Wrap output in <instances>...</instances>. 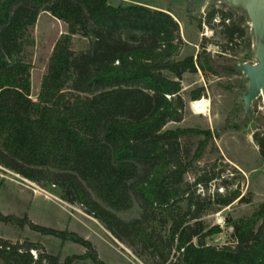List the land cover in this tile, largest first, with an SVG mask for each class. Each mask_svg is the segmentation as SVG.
Instances as JSON below:
<instances>
[{"label": "trees", "instance_id": "obj_1", "mask_svg": "<svg viewBox=\"0 0 264 264\" xmlns=\"http://www.w3.org/2000/svg\"><path fill=\"white\" fill-rule=\"evenodd\" d=\"M223 5L227 10L213 5L205 21L196 20L199 28L222 27L221 51H208L205 38L196 56L179 57L184 42L170 11L111 0H0V166L59 190L62 200L81 205L153 264H264V202L250 216L228 220L234 243L222 247L206 243L221 232L201 220L210 199L191 197L186 213L172 211L180 196L189 197L186 176L214 137L210 130L165 129L184 118V75L232 73L235 48L243 43L251 50L255 44L247 13ZM42 13L63 21L67 32L54 46L35 101L28 48L35 44L32 30ZM77 36L88 41L85 51L74 50ZM203 91H192L191 100L201 99ZM225 127L239 125L228 118ZM194 134L204 138L185 155L180 141ZM254 140L264 160V135ZM238 199L243 197L235 190L214 203L228 207ZM136 205L139 217L118 215ZM0 221L86 249L61 262L39 243L0 240V264H105L91 241L77 233L1 212ZM157 224L169 225L167 234Z\"/></svg>", "mask_w": 264, "mask_h": 264}, {"label": "rangeland", "instance_id": "obj_2", "mask_svg": "<svg viewBox=\"0 0 264 264\" xmlns=\"http://www.w3.org/2000/svg\"><path fill=\"white\" fill-rule=\"evenodd\" d=\"M111 2L146 5L174 14L180 24V34L184 42L179 57L196 56L202 50L201 45L205 38L209 40L207 49L213 54L221 51L218 44L226 43L222 27L217 23L214 25L204 23L199 28L196 21L200 18L205 21L206 13L213 5L227 10L224 2L217 0H111ZM237 12L242 15L245 11L238 9ZM216 22H219V19ZM248 25L255 41L250 20ZM66 32L67 25L49 13H42L32 30L35 44L28 48V53L32 65L31 97L35 101L38 100L42 79L47 73L54 46ZM73 48L76 52L85 51L88 48V41L77 36ZM235 51L236 65L243 64L241 63L243 61L251 64L258 62L255 44L251 50L243 43L239 44ZM201 88H204L202 98H206L209 105L206 113L197 114L191 109L190 94ZM249 89L250 82L246 74L236 70L219 77L205 74L201 70L187 73L182 80V95L186 102L184 118L180 122H170L165 127L167 130L178 128L210 130L214 134L203 157L196 164V169L186 176V182L191 186L189 197L188 194L180 196L172 211L173 214L186 213L191 197L210 199L212 205L202 213L201 220L207 229L214 226L221 229L220 233L206 239L208 245L216 247L234 243L233 228L228 225V220L250 216L264 202V160L254 140L255 134L264 135V99L259 96L247 108L243 96ZM228 118L233 124H238L239 128H226ZM203 138V135L195 134L182 138L181 152L192 155ZM235 190L241 192L243 197L241 201L238 199L228 207H220L214 203L217 197L227 196ZM0 212L20 218L27 217L40 226L77 233L91 241L99 258L105 264H153L148 257L139 256L138 251L115 239L103 223L87 214L81 205L62 200L59 190L53 187L44 188L2 166H0ZM140 212L136 205L131 211L119 212L118 215L122 219L131 220L139 217ZM157 225L159 232L167 234L169 225L167 227ZM0 240L21 245L39 243L42 252L59 255L61 262L68 256L82 255L86 252L82 245L72 241L63 242L57 237L43 235L28 225L19 227L1 221ZM194 241L197 242L196 239ZM34 254L36 257V252ZM87 263L92 264L90 261Z\"/></svg>", "mask_w": 264, "mask_h": 264}, {"label": "water", "instance_id": "obj_3", "mask_svg": "<svg viewBox=\"0 0 264 264\" xmlns=\"http://www.w3.org/2000/svg\"><path fill=\"white\" fill-rule=\"evenodd\" d=\"M230 7L245 11L255 36L257 63H243L234 66V70L243 72L249 79V92L243 96L245 106L249 108L253 100L264 99V0H217Z\"/></svg>", "mask_w": 264, "mask_h": 264}, {"label": "bare ground", "instance_id": "obj_4", "mask_svg": "<svg viewBox=\"0 0 264 264\" xmlns=\"http://www.w3.org/2000/svg\"><path fill=\"white\" fill-rule=\"evenodd\" d=\"M209 103L206 98H201L196 101H192L191 109L197 114H204L207 112V107Z\"/></svg>", "mask_w": 264, "mask_h": 264}, {"label": "crops", "instance_id": "obj_5", "mask_svg": "<svg viewBox=\"0 0 264 264\" xmlns=\"http://www.w3.org/2000/svg\"><path fill=\"white\" fill-rule=\"evenodd\" d=\"M174 16V14H172ZM176 18V16H174Z\"/></svg>", "mask_w": 264, "mask_h": 264}]
</instances>
